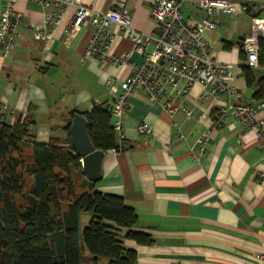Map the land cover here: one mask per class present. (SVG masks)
Wrapping results in <instances>:
<instances>
[{
	"label": "crops",
	"instance_id": "crops-1",
	"mask_svg": "<svg viewBox=\"0 0 264 264\" xmlns=\"http://www.w3.org/2000/svg\"><path fill=\"white\" fill-rule=\"evenodd\" d=\"M123 1L130 12V26L153 35L150 9L154 0ZM231 1L248 10L218 14L214 18L217 29L205 31L204 36L212 47V58L231 66L232 75L225 82L237 95L201 98L203 87L197 83L180 102L191 111L188 118L181 109L167 112L147 100L144 91L135 90L129 95L123 139L114 132L126 149L107 151L102 158L95 190L120 197L137 216L134 230L153 240L150 246L125 241L126 248L135 251L137 264H264V151L258 147L264 123L256 131L247 130L232 115L237 106H255L264 99L255 100L256 86H247L243 70L250 68L242 46L250 36L253 18L264 20V0ZM82 2L104 12L111 0ZM2 5L0 0V13ZM13 9L22 20L13 51L6 58L0 55V103L8 107L0 119L10 124L19 119L32 121L37 144L63 143L70 119L63 105L77 113L96 105L112 108L114 95L106 82L113 77L119 87L130 75V66L118 67L85 55L94 29L85 24L69 35L64 32L72 21L73 7L65 10L58 26L40 36L37 33L45 31L41 5L16 0ZM180 11L190 26L204 17L196 0L183 1ZM110 30L115 35L112 52L128 54L131 62L139 63L141 57L130 40L116 27ZM258 70L259 66L252 69L255 75ZM42 85L65 93L57 98ZM255 117L258 123L264 122V109H258ZM141 123L149 125L152 133L138 135ZM209 130L211 139L201 153L196 139ZM73 176L78 179L80 175ZM80 218V227L89 220ZM85 252L82 264H90Z\"/></svg>",
	"mask_w": 264,
	"mask_h": 264
},
{
	"label": "trees",
	"instance_id": "trees-1",
	"mask_svg": "<svg viewBox=\"0 0 264 264\" xmlns=\"http://www.w3.org/2000/svg\"><path fill=\"white\" fill-rule=\"evenodd\" d=\"M258 66L264 70V41L259 42ZM249 88L256 75L243 70ZM254 99L264 97V78ZM96 150L119 152L111 127V108L96 105L80 113ZM63 143L37 144L27 119L8 123L0 119V264H82L83 248L90 264H137L135 251L125 241L150 246L152 238L137 232V216L120 197L104 195L83 178L69 129ZM62 144V145H61ZM79 178L75 179L74 174ZM89 213L80 231V214Z\"/></svg>",
	"mask_w": 264,
	"mask_h": 264
},
{
	"label": "built area",
	"instance_id": "built-area-1",
	"mask_svg": "<svg viewBox=\"0 0 264 264\" xmlns=\"http://www.w3.org/2000/svg\"><path fill=\"white\" fill-rule=\"evenodd\" d=\"M45 10V31L37 33L38 36L61 23V19L68 7L74 8V15L64 32L69 35L77 31L82 25L89 24L94 31L90 42L85 48L86 56H95L102 62H110L118 67L129 65L130 75L119 87L115 79L109 78L106 87L114 95L111 108V127L123 139L125 114L129 108V95L135 90L145 92L149 101L158 103L167 112L182 110L187 117H192L180 102L189 94L195 84L203 87L201 98L222 96L233 97L237 91L227 85L226 77H231V66L220 65L212 58V47L206 41L204 33L217 29L214 18L218 14L237 15L246 12V5L231 0H196L204 17L194 26L183 20L180 5L185 0H154L150 16L155 22L153 35L143 34L130 26V12L123 0H111L109 8L98 12L85 5L82 0H34ZM16 0H3L0 13V55L8 57L13 51L20 34L18 27L22 15L13 9ZM130 40L135 53L141 57L139 63L130 61L128 54L115 55L112 44L115 35L110 27ZM264 41V20L253 18L251 33L242 46L247 56V65L251 69H258L259 42ZM152 50L147 52L148 46ZM258 109H264V99L255 106H237L232 115L247 130H258L264 122H257ZM8 113V107L0 103V116ZM224 113V111H222ZM214 129V127L212 128ZM138 135L152 133V128L141 123L136 128ZM182 135L179 139H182ZM211 139V131L202 133L196 139L201 153L204 146ZM258 147L264 151V133L259 136ZM260 176L263 173H259Z\"/></svg>",
	"mask_w": 264,
	"mask_h": 264
},
{
	"label": "water",
	"instance_id": "water-1",
	"mask_svg": "<svg viewBox=\"0 0 264 264\" xmlns=\"http://www.w3.org/2000/svg\"><path fill=\"white\" fill-rule=\"evenodd\" d=\"M256 75L258 79L263 78L264 70L256 71ZM254 86H256V83ZM41 87L47 94L49 92L54 93L57 98H60V96L65 93L64 90L55 91L48 85H42ZM250 93L252 92L250 91ZM68 112L69 114H73L69 134L74 154L80 160L82 173L86 181L96 183L101 179L100 167L105 153L96 150L91 144L87 134V121L85 118L80 113L75 112L72 106H69Z\"/></svg>",
	"mask_w": 264,
	"mask_h": 264
},
{
	"label": "rangeland",
	"instance_id": "rangeland-1",
	"mask_svg": "<svg viewBox=\"0 0 264 264\" xmlns=\"http://www.w3.org/2000/svg\"><path fill=\"white\" fill-rule=\"evenodd\" d=\"M64 107H63V111H64V113H66L67 111H68V108H69V106L67 107H65V105H63ZM56 111V109H54L53 110V113ZM80 217H85V218H83V221L85 220V219H87V218H90L91 217V215L89 214V213H86V212H84V213H81L80 214ZM80 220H81V218H80ZM82 222V221H81ZM87 223H88V221H86ZM86 222H84V223H82V225H81V227H80V231L82 232V229L84 228V226H86L87 225V223ZM81 247H82V250H84L85 248H83V246H82V244H81ZM86 251V250H85ZM85 253H87V252H85Z\"/></svg>",
	"mask_w": 264,
	"mask_h": 264
}]
</instances>
